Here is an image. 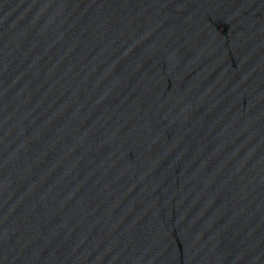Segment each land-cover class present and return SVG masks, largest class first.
Returning a JSON list of instances; mask_svg holds the SVG:
<instances>
[{
	"label": "water",
	"instance_id": "water-1",
	"mask_svg": "<svg viewBox=\"0 0 264 264\" xmlns=\"http://www.w3.org/2000/svg\"><path fill=\"white\" fill-rule=\"evenodd\" d=\"M0 264H264V0H0Z\"/></svg>",
	"mask_w": 264,
	"mask_h": 264
}]
</instances>
